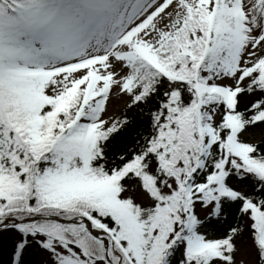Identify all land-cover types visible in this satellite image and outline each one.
Wrapping results in <instances>:
<instances>
[{
  "label": "snow or ice",
  "instance_id": "obj_1",
  "mask_svg": "<svg viewBox=\"0 0 264 264\" xmlns=\"http://www.w3.org/2000/svg\"><path fill=\"white\" fill-rule=\"evenodd\" d=\"M0 264H264V0H0Z\"/></svg>",
  "mask_w": 264,
  "mask_h": 264
}]
</instances>
